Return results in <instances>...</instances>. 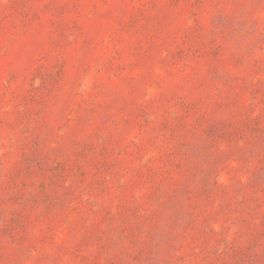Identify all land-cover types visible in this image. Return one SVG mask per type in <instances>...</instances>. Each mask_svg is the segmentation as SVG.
<instances>
[{
    "label": "rangeland",
    "instance_id": "1",
    "mask_svg": "<svg viewBox=\"0 0 264 264\" xmlns=\"http://www.w3.org/2000/svg\"><path fill=\"white\" fill-rule=\"evenodd\" d=\"M0 264H264V0H0Z\"/></svg>",
    "mask_w": 264,
    "mask_h": 264
}]
</instances>
